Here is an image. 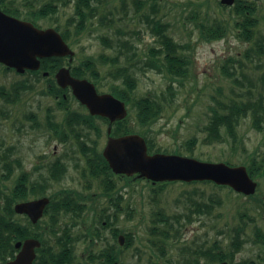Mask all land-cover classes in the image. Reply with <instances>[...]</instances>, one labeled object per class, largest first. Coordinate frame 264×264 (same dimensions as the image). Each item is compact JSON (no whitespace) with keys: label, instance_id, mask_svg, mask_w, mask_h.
Returning <instances> with one entry per match:
<instances>
[{"label":"rangeland","instance_id":"1","mask_svg":"<svg viewBox=\"0 0 264 264\" xmlns=\"http://www.w3.org/2000/svg\"><path fill=\"white\" fill-rule=\"evenodd\" d=\"M8 1H13L22 16L27 15L28 18L35 20V10L41 8L48 0ZM240 1L255 8L257 22L248 40L243 35H238L235 21L240 16L235 14L231 6L218 7L219 0H155L156 6L152 9L150 6L152 0H147L142 7L136 5L134 0H101L96 17L70 45L74 51L71 64L76 65L89 55L114 56L118 46L103 43L101 35L106 39H116L120 36L121 39L131 40L137 46L136 59L140 62L133 68L136 82L133 90L129 91L130 97L138 99L153 94L163 104L161 115L148 127L135 122L136 109L132 103L128 104V117L133 127L136 130L147 128L154 146L170 153L177 149L181 155L201 161L229 159L232 164H240L246 159L247 153H260L264 150V119L261 121L262 129H258L252 122L250 114L241 118L237 132L243 139L245 150L240 146L232 150L230 148L232 141L223 130V141L207 143L204 141L206 137L201 128L210 114L209 107H220L216 105L217 101L223 106L227 105L225 109L220 108L221 111H229L233 102L264 101V0ZM143 12L152 13L162 21L169 22L167 34L176 42L186 45L184 52L189 56L190 64L188 73L181 79V83L169 82V75L165 71L157 72L150 66L142 65L146 61L145 58L149 57L148 48L158 45L149 27L142 21ZM108 13H111V17ZM71 15V6L60 7L54 15L56 19L39 17L36 23L45 28L54 25L56 21L64 23ZM100 16H103V20L110 21L98 24L97 17ZM214 19L223 21L226 33L210 41L204 40L200 34L202 32L200 24ZM69 28L73 31L74 25H70ZM119 30L124 32V36H121ZM120 62L126 64V58L121 56ZM110 65L97 62L100 74L97 87L100 92L110 91L111 85L125 87L123 81L112 83L107 72ZM24 77L26 76L6 71L0 66V88L3 90H10L14 83ZM168 83H173V95L167 90ZM46 87L47 81L38 79L31 89L20 91L17 101H13L11 93L6 97L0 94V146L16 145L17 152L15 150L14 153H19L17 155L21 157L24 171L32 176H35L36 155L45 153L47 160H52L53 151L56 149V157L62 155L61 159L66 164L63 186L70 185L81 190L83 179L80 170L85 163V155L71 132L65 145L60 144L56 136L51 134L46 120L47 112L50 111L52 118L58 122L63 119L65 111L57 105L58 99L49 94ZM68 105L70 111L82 110L73 97H69ZM96 121L101 129L100 135H96L94 129L90 130V137L96 142L97 150L101 151L107 138V124L100 119ZM193 137L195 142H191ZM89 179H94L92 188L81 190L88 196L85 197L82 216L74 218L79 225L72 229L75 264L80 262L101 264L96 255L108 244L116 242L111 233L112 227L134 234L128 246L124 247L123 242V246L119 247L120 263L125 264H181L183 259L181 245L194 238L191 235H194L193 231L197 228L201 237L208 232L211 240H218L221 248L227 250L232 249L231 228L244 225L243 237L247 243L234 254L232 259L234 262L241 261L244 257H252L262 250L259 244H253L251 240L256 239V228L264 229V208L262 209L254 199L238 195L231 188L205 181L190 183L177 181L158 187L152 184L150 186V182L143 179L125 185L124 180L115 177L113 182L116 183L117 189L114 192L107 190L110 192L108 195L97 178ZM254 180L257 181V196L264 200V178L255 176ZM115 191L123 195L122 212L116 209L113 211L110 197L117 195ZM90 193L94 196H90ZM198 202L212 204L211 220L207 216H202L201 221L193 220L197 216L196 212H201L203 210L201 207L204 208L196 205ZM104 208L106 210L110 208L111 213L110 224L107 226L101 225L98 219L99 211ZM159 211L166 214V221L169 224L158 220L161 218ZM187 216L191 217V220L187 219ZM44 222L42 226L46 223ZM203 223L204 227L201 226ZM154 226L155 229H152ZM95 229L101 233L98 238ZM179 234L180 237L188 236L187 240L180 238L182 242H177ZM192 241L187 242L189 249L193 247ZM92 254L93 257L90 259L88 255ZM188 258L193 259V256L191 254L184 256L185 261Z\"/></svg>","mask_w":264,"mask_h":264},{"label":"trees","instance_id":"2","mask_svg":"<svg viewBox=\"0 0 264 264\" xmlns=\"http://www.w3.org/2000/svg\"><path fill=\"white\" fill-rule=\"evenodd\" d=\"M27 1V0H26ZM25 1V4L27 5ZM38 1V0H36ZM147 0H134V3L139 7H142L146 4ZM101 3V0H48L45 1L41 8L35 10V24H37V18L39 17H48L50 19H56L54 16L58 8L71 6L72 15L69 16L64 23L56 21L53 25L56 30H58L63 39L69 44L72 45L77 37L82 34L88 24L96 17V11ZM151 9L156 6L155 0H152ZM218 7L224 8V5L218 3ZM0 7L6 13L12 15H19L17 7L13 4V1H5L0 0ZM235 14L239 15L240 18L235 21V26L238 30L239 36H244L245 39H249L252 36L253 28L256 26L257 18L254 14L255 8L245 5L240 0H236L234 6ZM18 13V14H17ZM31 14V13H30ZM111 13H108L110 16ZM26 19L27 15L23 16ZM111 17V16H110ZM98 24L101 22H106L110 20H103V16L97 17ZM111 19V18H110ZM34 22L33 19H30ZM112 20V19H111ZM142 21L149 27L150 31L154 35L156 43L158 45H153L148 48L146 61L143 62V66H150L154 68L157 72H166L169 75V82L179 81L181 83V79L185 77L188 73V66L190 64L189 56L184 52L185 44H180L176 42L171 36L167 34V29L169 28V22L162 21V19L157 18L152 13L143 12ZM74 25V30L71 31L69 26ZM200 30L202 31L201 37L204 40L210 41L215 38H219L226 33V25L221 22L219 19H214L211 22L201 23ZM121 36H124V32L119 30ZM137 33V32H136ZM139 34V32H138ZM102 42L108 43V46L116 45L118 46L117 52L114 56H107L104 54H100L97 57L92 55L85 56L80 60V62L76 65L69 64L71 73L77 77H86L92 80L94 83H98L100 79V74L97 68V62L102 63H110V67L108 69V75L112 80V83H118V81L124 82V88H120L117 85H111L110 91L121 98L126 102V104L132 103L135 107V122L140 126H150L154 123L155 119L159 117L163 110V104L160 102L156 95H145L138 99L131 98L129 91L133 90L135 87V79L133 76V68L137 67V64L140 62L139 59H136V49L137 46L132 43L131 40L123 38L120 36L116 39H106L105 36H100ZM124 56L126 58V64H122L120 62V57ZM65 60L63 57L58 56H50L45 57L40 60V67L37 70L25 71L23 74V79H19L16 83H20V86H13V94L14 96L18 95V88L22 89H31L33 87V83L38 81V79H45L49 86H47L46 91L51 94H59L61 92V88L56 84L53 74L54 72L63 64H65ZM3 67V66H2ZM5 70V67H3ZM47 71L48 75L46 77L43 76V72ZM231 73V72H230ZM29 76V77H27ZM33 79V80H32ZM167 90L170 95L174 94L173 83H168ZM224 104V103H223ZM216 105H220L219 108L209 107L210 114L207 116L206 123L201 127L202 131L205 133L206 139L204 140L207 143L211 142H221L224 140L223 132L230 137L232 144L230 148L235 150L237 147H241L242 150H245V145L243 139L238 135L237 127L240 123V120L243 116H247L248 114L252 117V122L255 124V127L258 129H262L261 121L264 119V101L257 100L252 102H233L230 105L229 111H221V109H225L227 105H222L220 101H217ZM129 116V115H128ZM124 118L123 120H118L114 122L111 130L112 135H123L125 133L137 132L141 134L147 143L149 152H168L164 149H159L154 146L152 138L149 137L147 128L144 130H136L131 124V120L129 117ZM97 119H100L102 122L107 123L105 118L99 116H92L86 111L80 109H73L66 111V122L70 127V131L79 144L80 150L85 155V163L82 166L81 175L83 177L93 176L95 178L100 179L103 190L111 189L109 186V179L112 180L115 178V175L112 173L109 168L107 162L103 158L100 151L97 150L96 142L92 140L90 137V130L96 131V135H100V127L97 123ZM48 120H51L48 118ZM51 129L57 128L56 125L50 124ZM85 137V138H82ZM195 142V137L191 138V142ZM90 145H88L89 143ZM173 153H180L177 149L172 151ZM227 163L232 164L229 159H226ZM246 165L248 173L251 177L255 178V176H261L264 178V150L260 153L250 152L246 154V159L241 162ZM119 179L125 181V185L131 184L133 179L131 177L126 176H118ZM138 180V179H137ZM162 184H167L166 182L156 183V186L161 187ZM151 186V183H149ZM23 189L24 196L27 191L35 192V183L27 182L25 178L23 181ZM152 191H156L152 189ZM117 192V191H116ZM110 195V194H109ZM77 196H72L71 203L72 205H78V202H85V198L81 197L75 199ZM111 204L113 206V211L116 209L119 212L123 211V205L121 204L123 200V195L117 192L115 197L111 195ZM85 207V206H84ZM81 206V211L84 208ZM160 216H164L162 211H159ZM110 215L106 213V208L102 209L98 213V219L101 225L103 221H106V225L110 224L109 221ZM89 230V229H88ZM238 230V229H237ZM97 238L99 237V230L95 229ZM111 233L113 238L117 236L118 233H122L125 236V245L128 246L131 242V233H125V231L118 229L117 227L111 228ZM233 250H237L240 246V240L235 238L232 242ZM216 248L219 247L216 245ZM117 245L108 244L106 248L101 250L96 257L100 259L101 264H110L114 260H118L120 258V252L117 253ZM120 250V249H119ZM122 250V248H121ZM218 255L219 252L216 253ZM63 255V254H62ZM57 257H59L57 255ZM92 255H89L91 259ZM58 260V259H57ZM58 264V263H56ZM121 264H125L121 262Z\"/></svg>","mask_w":264,"mask_h":264},{"label":"flooded vegetation","instance_id":"3","mask_svg":"<svg viewBox=\"0 0 264 264\" xmlns=\"http://www.w3.org/2000/svg\"><path fill=\"white\" fill-rule=\"evenodd\" d=\"M5 1L8 2V0ZM69 93L70 91H62L60 99L58 95L53 96L58 99L57 105L65 111L63 119L58 122L55 121L50 111L47 112L46 118V120L48 118L51 119L50 124L57 126V128L50 129L52 131L51 134L56 136V140H59L60 144L64 143L63 145H65L71 134L70 127L66 122V111L69 109ZM15 146H0V264H6L9 260L15 258L22 249L24 238L30 236L35 237V240L39 241V245L35 246V264H75V254L72 250L74 241L72 229L79 225L74 218L82 216L80 210L82 209L81 206L85 204L84 202H78V205H72L71 197L77 196L75 199H78L88 196L87 193H82L81 190L85 191V189L92 188L94 179H89V177L93 176L83 177L81 169L80 175L83 179V183L80 186L81 190H77L70 185L63 186L66 164L61 159L62 155L56 157V149L53 151L54 158L52 160H47L45 153L36 155L35 176H32L29 172L24 171L20 160L21 157L17 155L19 153H14L15 150L17 152ZM25 178L29 183L35 181V201L47 200L41 215L35 223L31 222L27 214L19 213L15 210L17 202L24 201L23 181ZM108 182V185L111 186V192H114L117 189L116 183L111 178ZM30 192L27 191V193ZM104 192L105 194H110L107 190ZM90 196L94 195L90 193ZM29 199H34V197L30 196ZM256 202L264 205V200L260 197H258ZM202 209H199L201 212H196L197 216L192 217L193 220L201 221L200 218L202 216H207L211 220L212 207H208L206 210ZM106 213L108 215L111 214L110 208H107ZM45 219L46 223L43 221ZM187 219L191 220V217L187 216ZM163 221L166 223V218ZM43 222L45 223L44 226H42ZM103 223L105 224V221ZM167 224L169 223L167 222ZM201 226L204 227L205 223ZM243 226H241L239 232L236 233L235 229L234 233H232L233 237L240 240V248L244 243H247L243 237ZM259 228L255 229L256 239L251 241L253 244H259L262 250L253 254L252 257H244L238 262L232 260L236 252L231 249H221L218 251L220 255L216 256V239L211 240L208 232L207 235L202 233L203 236L201 237L198 234L199 228L193 231L195 232L194 235H191L194 236L193 241H187L188 243L192 241L193 247L191 249L187 246V242H184L188 236L181 235L180 237L179 234L177 242H182L180 238L184 240V244L181 245V256L183 257L181 264H264V229ZM116 239H118V235ZM116 251L118 253L119 249ZM223 252L226 254H221ZM187 254H191L193 259L188 258L185 261L186 258L184 259V256ZM166 263L168 262L166 261ZM76 264H81V262Z\"/></svg>","mask_w":264,"mask_h":264},{"label":"water","instance_id":"4","mask_svg":"<svg viewBox=\"0 0 264 264\" xmlns=\"http://www.w3.org/2000/svg\"><path fill=\"white\" fill-rule=\"evenodd\" d=\"M220 1L227 5L234 3V0ZM73 55L74 51L53 27L39 28L30 21L0 10V63L23 73L26 69H38L42 57L69 56L71 61ZM54 77L60 86H70L72 94L87 107L89 113L109 119L108 133L112 122L127 115L122 100L111 93H98L93 82L73 76L68 67H60ZM102 154L113 172L128 176L136 174L152 182L211 180L245 194H251L256 189V182L250 178L244 165L231 166L225 162L201 161L178 154L148 153L146 142L138 133L108 136ZM46 202L44 199L21 202L15 205V210L27 213L35 222ZM119 242L123 243L122 235ZM38 245L39 241L26 239L15 259L6 264H32L34 248Z\"/></svg>","mask_w":264,"mask_h":264}]
</instances>
